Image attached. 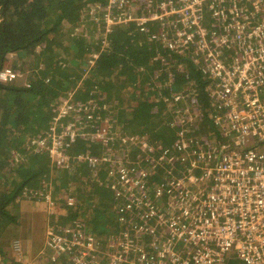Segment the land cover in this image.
I'll list each match as a JSON object with an SVG mask.
<instances>
[{"label": "built area", "instance_id": "obj_1", "mask_svg": "<svg viewBox=\"0 0 264 264\" xmlns=\"http://www.w3.org/2000/svg\"><path fill=\"white\" fill-rule=\"evenodd\" d=\"M161 1L160 10L134 18L126 10L133 0H110L104 15L106 33L114 24L132 20L137 21L141 31H148L146 24L175 15L176 22L171 23L169 31L158 25L156 29L169 49L185 56L190 54L210 80L209 107L216 112L213 122L220 128L221 136L187 138L183 118L181 125L172 124L179 126L177 134L181 140L172 149L163 148L156 160L149 153L153 141L139 139L138 135L120 137L118 131L111 132L112 125L96 129L95 138L91 136L95 141L134 144L137 140V155H147L161 184L149 193L150 184L146 186L143 178L151 172L142 167L140 159L129 164L124 156H118L113 180L122 187L118 194L129 195L126 208L121 209V236L113 235L107 250H101L84 223L75 221L73 226L64 227L49 224L46 245L53 251L52 262L228 264L236 260L242 264H264V0ZM114 6L124 9L118 17L112 15ZM207 14L214 20L212 28L206 25ZM160 23L165 22H156ZM97 57L98 54L93 56L94 62ZM23 76L11 66L0 69L3 84ZM46 82L50 80L46 78ZM71 96L57 107L44 134L29 142L34 151L50 152L54 165L63 168L70 165V156L64 151L66 140L79 135L81 114L88 113L89 120L100 123V111L107 110L100 106L97 114L95 104L73 105ZM174 98L189 99L188 95ZM177 114L191 113L177 110ZM72 115H76L75 120H70ZM14 152L18 160L21 152ZM88 153L79 156L78 161L86 160L94 167L109 159L107 151ZM165 159L171 166L159 175L155 170ZM148 195L154 196L150 199ZM165 195L170 196L165 199ZM40 196L51 202L50 195L40 192ZM155 199H161L167 207L156 204ZM68 204L77 205V197H68ZM12 247L16 254L23 255L20 240H14Z\"/></svg>", "mask_w": 264, "mask_h": 264}, {"label": "trees", "instance_id": "obj_2", "mask_svg": "<svg viewBox=\"0 0 264 264\" xmlns=\"http://www.w3.org/2000/svg\"><path fill=\"white\" fill-rule=\"evenodd\" d=\"M109 2L0 0V69L10 65L24 71L42 66L44 74L40 77V73L32 69L29 75L7 84L0 83V254L4 258L6 246L11 245L6 239V232L20 226L21 205L26 201L30 206H40L45 216L51 218V225L64 227L73 226L75 221L84 223L92 235L102 239L98 241L101 250H107L113 235L121 236V209L126 208L129 195L118 194L122 192V187L113 180L117 169L114 151L118 141L108 140L109 159L102 163L93 167L86 160L78 161L79 156L87 152L97 155L105 149L102 141L94 140L96 129L92 124L99 126L98 121L93 123L87 118L88 113L81 114L83 127L79 135L73 140L67 138L64 147L65 153L70 156L69 167L55 166L50 152H37L29 145L30 141L44 134L57 114V107L70 94L73 105L95 104L97 111L100 106L107 105V110L102 111L104 114L118 107L115 120L112 118L111 132L118 130L120 137L133 135L138 126L143 128L138 132L156 129V133L153 132L149 138L156 140L153 150L149 151L155 157L156 149L171 147L177 139L174 129L167 130L165 123L159 125L155 120L164 121L167 115L189 108L188 101L195 97L198 100L200 93L205 95L206 87L210 84L190 54L185 56L169 49L162 34L158 33L157 25L169 31L171 23L176 22L175 15L165 16L163 21L156 20L165 23L146 24L148 31H141L137 21L132 20L114 24L111 31L104 35L101 23L107 24L104 15ZM160 2L133 0L126 10L134 14V18L149 16L151 11L160 10ZM123 11L117 6L111 9L116 17ZM84 16H88L89 20L80 23ZM205 19L206 25L212 28L214 20L211 15H205ZM53 39L58 44L54 45V56L41 64L39 60L43 59L42 55ZM102 42L108 45L103 51ZM78 43L86 48L85 55L77 54ZM95 54L98 57L91 66L88 62ZM13 56L15 59L11 62ZM32 58L36 59L35 64L29 63ZM85 70L87 74L84 77ZM116 72L124 75L116 79L113 75ZM46 78L50 80L49 83ZM125 89L131 91L133 97L123 96L121 92ZM177 95H188L189 99L175 101ZM74 116L70 118L75 120ZM209 120L212 123L211 118ZM122 121H126L127 125H119ZM200 121L203 132H215V127L209 125L208 120L202 118ZM152 122L154 124L148 127ZM199 133H196V137L200 136ZM89 134L94 138L91 139ZM220 136L216 133L215 137ZM15 150L21 152L18 160ZM136 159H144V163L151 164L146 154H136ZM156 178L160 179L156 174L148 173L143 181L146 186L150 184L149 187H154L157 186ZM62 185L67 191L60 188ZM40 192L50 195L51 202L41 197ZM32 193L39 195L26 196ZM70 196L77 197V205L68 204ZM169 196L165 195L164 198L168 199ZM111 215L113 218L108 221L105 216L110 219ZM98 225L103 230L96 229ZM115 227L118 230L112 233ZM11 262L19 264L14 258ZM51 264L59 263L51 261ZM228 264L241 263L230 260Z\"/></svg>", "mask_w": 264, "mask_h": 264}, {"label": "rangeland", "instance_id": "obj_3", "mask_svg": "<svg viewBox=\"0 0 264 264\" xmlns=\"http://www.w3.org/2000/svg\"><path fill=\"white\" fill-rule=\"evenodd\" d=\"M130 1H132V0H130ZM88 20H89L88 16H84L83 19L80 21V23L81 22L82 23L83 22H87ZM101 26H102L101 30H102V32L104 31L103 34L105 35L106 24L103 25V23H101ZM54 45L57 46L58 44H57V41L53 39L51 41V44L48 47V50H46V52H44V54L42 55L43 59L39 60L41 64H44L46 59H51L52 56H54V53H55ZM77 45L80 48V49H78V47L76 46L77 54H79V55L80 54H84L85 55L86 54V48L83 47L82 43L81 44L78 43ZM101 48H102V51H103V50H105V48H108V45L105 46V44L102 42ZM14 59H15V57L13 56L12 59H11V62H12V60L14 61ZM35 62H36V59H33V58L29 61V63H33V64H35ZM88 63H89V65L92 66L93 63H94V59H90ZM54 64H55V62L53 63L52 67L54 66ZM8 66H10V65H8ZM41 68H42V66L40 68H26V70H24V71L20 70V69L19 70L24 75H29L30 73L33 72L32 69H36L40 73L39 76L43 77L44 74L42 73V69ZM86 74H87V71L86 70L83 71L84 77L86 76ZM113 75H114V77L116 79H120L124 74H122L120 72H116ZM210 89H211V86L209 84L206 87L205 95L202 94V93L197 95L201 102L200 101L195 102L197 100L196 97L192 98V100L188 101L189 108L182 109L185 112L187 110H190L191 114H186L185 116H183L182 114L178 115V114L175 113V114L167 115L165 119L163 118L164 121L163 120L160 121L159 119L155 120V123H159V125L165 123L166 126H167V130L172 128V129H174L176 131V133H174V134H175L177 139L172 144L171 147L167 146L168 148H171V149L174 148L175 144L178 141L181 140V138L177 134V129H178L179 126L178 127H174L172 124L177 122L179 125H181V120L183 118H185L186 124H182V125L188 129L187 138H195L197 136L196 133L200 132L199 135L201 137H211L213 139V138H215L216 133H219V134L221 133L220 128L218 126H215V124L213 122V116H214V114L216 112L213 110V108L209 107V104H210V102H209V90ZM131 93H132L131 91H127L126 89H125V91L123 93L121 92V94H123V96L126 95L127 97H133ZM122 104H123L122 106L125 108L124 103H122ZM171 105H172V103L169 105V108L171 107ZM102 108H106L107 109L108 106L104 105ZM118 110L119 109L117 107V108L111 110V112L108 113V114L102 113V111H104V110H101L100 114L102 116V120L99 123L101 125L97 126L95 124H92L93 127H95V129H100L101 126L104 128V127H106V125H107V127H110V125H112V127H113V122H114L115 117H116V116L114 117V115L118 112ZM96 113L98 114V111H96ZM112 118L114 120H112ZM202 118L205 119V120H208V124L213 126V127H215V129H214L215 132H207V131L203 132L204 129L202 128V125L199 124L201 122L200 120ZM209 118H211L212 123L210 122ZM70 120H71V118H70ZM153 124H154V122L149 123L148 127H151ZM119 125L126 126L127 122L126 121H122V123H120ZM142 129L143 128L138 126L137 129H136L137 132H133L134 133L133 135H135V134L147 135V137L146 138L143 137V139L145 141H148V139L150 137H152L153 132L156 133V129L152 130V131L146 130V132H145V130H144V131L138 132L139 130H142ZM13 131L16 132V129H14ZM209 133H211V135H209ZM133 135H127V136H133ZM90 136L91 135L89 134V137ZM101 141H102L103 145L106 142L108 143L107 139H104V140H101ZM116 141H118V146H117V148L114 151L115 157H118V156L123 157L124 156V159L127 160V162L129 164H131L133 162H136L137 161L136 160V154H137V151H139V145L135 144L137 142V140L135 141L134 144H127V145H126V141H119V140H116ZM154 141H156V140H154ZM107 146H108V144L106 145V147L103 150V152L104 151L108 152ZM164 148H166V147H164ZM162 153H163V148L156 149L155 159L159 160V157L161 156ZM20 156H21V153H20ZM20 156H19V158H20ZM139 163L142 165V167L145 170H147L148 172L153 173V169H152L151 165L144 163V159H140ZM159 166H160L159 169H156L155 172H157V173H159V175H161V174H165L167 172V169L171 166V164L168 162L167 159H165L164 161H161L159 163ZM13 172H15V170ZM51 177H52V173H51ZM44 182H47V181H44ZM155 183L157 185H159L161 183V178L160 179L156 178ZM60 188L63 189V190L66 189V187L64 185H62ZM66 191H67V189H66ZM148 192L152 193V187H150L148 189ZM153 196L154 195H148V197L150 199ZM155 202H156V204H158L160 206H163L165 208L167 207L166 204L161 199H155ZM30 205L31 204H29L27 201L24 202V204L21 205V206H23L21 224H20V226L13 227L11 230L9 229L6 232V235L8 236L6 239H9L8 240L9 244H10V242H13L14 240H17V239L20 240L23 243V245H25L26 241H32V246H33V248L35 247V251L37 253H39V258H37V255H36L37 253H36L29 260L30 264H34V263L35 264H51L50 257L53 255V251L50 248H48L47 245H46V239H47L46 231H47L48 225L51 224L50 223L51 222V218H49L48 215L45 216L46 214L39 208L40 206L39 207H34V206H30ZM105 218L108 219V221L112 220L113 215H111L110 219H109V217L107 218V216H105ZM101 222H104V220H102ZM95 228L98 229V230H103L100 225H98V227L96 226ZM117 230L118 229L116 228L112 233H116ZM97 240L98 241H102V239H99V238H97ZM6 247H7V250L5 251L6 252L5 253L6 257L4 258L0 254V261H1L0 263L1 264H11L12 263L11 259L14 258L15 262L18 261L17 259H21V261H19V264H23V262H22L23 259H24L23 255L19 256L14 251H12V246L11 245L6 246ZM42 253H44L45 256L41 255ZM12 264H15V263H12Z\"/></svg>", "mask_w": 264, "mask_h": 264}, {"label": "crops", "instance_id": "obj_4", "mask_svg": "<svg viewBox=\"0 0 264 264\" xmlns=\"http://www.w3.org/2000/svg\"><path fill=\"white\" fill-rule=\"evenodd\" d=\"M105 33H106V28H105ZM99 125H101V124H99ZM111 131H112V129H111ZM135 135H138L140 139H142L143 137H145V138L147 137V135H144V134H141V135L140 134H135ZM141 141H143V140H141ZM11 243H13V242H11ZM22 249H23V257H24V259L22 261L23 264H30V261L29 260L37 253L35 251V247L33 248V246H32V241H26L25 245H23V243H22ZM12 251H14L13 250V247H12ZM36 255H37V258H39V253H37Z\"/></svg>", "mask_w": 264, "mask_h": 264}, {"label": "clouds", "instance_id": "obj_5", "mask_svg": "<svg viewBox=\"0 0 264 264\" xmlns=\"http://www.w3.org/2000/svg\"><path fill=\"white\" fill-rule=\"evenodd\" d=\"M152 141V140H151ZM153 142H156V141H153ZM19 263V262H18Z\"/></svg>", "mask_w": 264, "mask_h": 264}]
</instances>
